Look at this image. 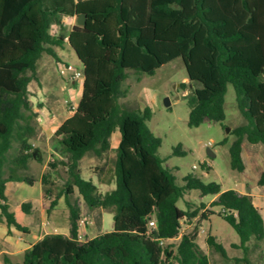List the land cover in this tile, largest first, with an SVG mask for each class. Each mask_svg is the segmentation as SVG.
I'll list each match as a JSON object with an SVG mask.
<instances>
[{
    "label": "trees",
    "instance_id": "16d2710c",
    "mask_svg": "<svg viewBox=\"0 0 264 264\" xmlns=\"http://www.w3.org/2000/svg\"><path fill=\"white\" fill-rule=\"evenodd\" d=\"M86 15V25L64 32L65 17ZM56 28V33L52 29ZM69 46L83 65L81 101L72 117L54 134L66 160L48 163L41 183L51 198L53 173L62 166L68 176L58 197L50 199V213L61 197L76 192L89 208L113 212V230L81 241L80 211L70 207V236L46 235L24 252L22 264H210L197 243L198 234H181L184 221L201 212L209 220L215 212L205 203L181 209L178 202L191 191L213 195L211 203L237 233L244 258L252 264L251 247L264 243V219L254 198L219 183H204L188 174L179 183L158 150L162 139L148 127L151 108H130L120 102L129 93L124 84L134 73L154 76L162 66L182 59L192 94L188 126L222 123L228 84L245 122L230 135L231 168L245 170L242 143L264 147V0H0V223L28 233L11 211L7 184L36 179L19 174L28 170L38 134L39 117L29 86L45 56L58 64L56 48ZM118 135L114 173L116 187L103 195L83 179L80 162L88 154L101 157ZM225 139L221 145L227 144ZM17 149L12 157L11 151ZM173 155L185 156L182 146ZM258 185L264 187V171ZM194 208V209H193ZM21 210L30 214L31 203ZM155 227H150V222ZM179 240L177 244L171 243ZM208 244L223 258L225 247L208 236ZM6 264H11L6 258Z\"/></svg>",
    "mask_w": 264,
    "mask_h": 264
},
{
    "label": "rangeland",
    "instance_id": "374dc122",
    "mask_svg": "<svg viewBox=\"0 0 264 264\" xmlns=\"http://www.w3.org/2000/svg\"><path fill=\"white\" fill-rule=\"evenodd\" d=\"M52 32L56 33V28H53ZM56 51L63 62L76 69H81L76 53L69 46L56 48ZM59 64L52 57L45 55L37 67L39 81L32 82L29 90L35 110L51 104L50 109L56 116L65 114L67 117L75 111L81 101L83 83L75 81L76 85L74 86L71 84L74 81L63 79L58 72ZM137 77L134 73H130L129 79L123 86V88H130L128 96L122 98L120 102L135 109L151 108L153 118L147 124L151 131L162 139L158 154L160 158L166 160L165 165L173 170L179 183H182L184 176L194 174L204 183H219L225 191L241 190L242 187H245V181L249 186L248 191L261 190L256 185L251 172H238L231 168L230 146L236 137L230 134L234 128L245 122L238 109L236 92L232 84H228L225 95V120L222 123L205 121L199 127L190 128L188 126L190 108L184 97L192 94V87H181L182 83L189 82L182 59L162 66L154 76L143 75L140 77V82L137 81ZM59 83L67 85V88H74V94L69 96L68 92H65L61 96L52 90L47 93L43 92V86L49 85L48 87L53 88L55 84ZM47 97L50 99L49 101H47ZM166 99L169 100V106L165 104ZM47 109L46 113L52 115L50 109ZM56 127L54 125L50 128L45 136L51 135ZM53 137L48 144L46 142L39 143V145L35 143V146L41 150L40 160H30L28 170L19 171L21 175L35 178V184L31 186L23 182H12L7 185L6 194L10 209L15 214L17 221L28 229V233L15 229V233L10 234L7 225L0 223V264H6L2 253L4 246L2 247V245L6 246V250L11 251L8 252L13 255L12 263L20 264L24 259V249L34 243L36 238L53 233H65L70 236V204L78 207L81 220L84 221V225L80 229L81 235L85 236L83 240H89L113 230V212L103 208H89L78 192L68 199L64 196L61 197L55 208L56 211L53 210L50 213L47 211L50 207V199L58 197L68 179L65 169L60 166L53 173L55 186L51 187L52 196L50 199L45 197L46 188L41 183V177L48 170V163L66 160V155L63 154L61 147ZM115 139H118L117 135L111 137V149L104 155L96 157L93 154H88L80 163L83 179L92 181L97 186L99 195L116 187L114 160L117 144ZM225 139H228L227 144L221 145ZM247 144L249 146L250 143L247 141ZM179 145L186 152L185 156L173 155L174 149ZM208 149L214 152V158L208 156ZM16 154L17 149L15 148L11 151V155L14 157ZM262 169L264 170L263 167ZM216 198L217 196H201L200 192L191 191L178 202V207L181 209L187 207V202L194 208L205 203L208 210L215 212L209 220H203L201 218L203 212H201L194 220L184 221L181 234L197 232V243L208 256L210 264H245L235 261V259L244 258L243 251L235 247L239 245L240 239L235 230L219 216L221 209L211 206ZM23 203L32 204L30 214L22 212L21 205ZM209 235L214 236L216 241L225 247L229 259L223 258L208 244ZM178 242L179 240H175L171 243L177 244ZM7 243L11 244L7 246ZM248 259L252 264H264V243L257 248L252 246Z\"/></svg>",
    "mask_w": 264,
    "mask_h": 264
},
{
    "label": "crops",
    "instance_id": "0c3cea01",
    "mask_svg": "<svg viewBox=\"0 0 264 264\" xmlns=\"http://www.w3.org/2000/svg\"><path fill=\"white\" fill-rule=\"evenodd\" d=\"M63 22H64V34L66 36H69L71 31L73 30L74 26L77 25V17H74V18H71V17H65L63 19ZM67 29H69L67 31ZM57 52V51H56ZM59 56V55H58ZM60 58V57H59ZM43 59V58H42ZM41 59V60H42ZM40 60V61H41ZM60 62L59 63H65L62 61V59L60 58ZM40 61L38 62V64L40 63ZM80 62V61H79ZM67 64V63H65ZM81 64V63H80ZM38 67V66H37ZM81 70L83 68V65L81 64ZM72 85H76L75 82H72L71 83ZM49 86V85H48ZM48 86H43V92L44 93H47L49 90H52L54 91L55 93H58L59 95L63 96V94L65 92H68V95L69 96H72L75 92L74 88L72 87H69L67 88V85L65 84H61L59 83L58 85L55 84L53 88H50ZM50 99L47 97V101H49ZM78 107V105H77ZM41 108V109H40ZM47 108H51V104L49 105H44L43 107H39L38 109H36V112H38L39 114V117L37 119V122H38V126H39V130L40 133L37 134L36 138H35V143L37 145H39V143H49L50 139L54 136L55 132L60 128V126L67 120L69 119L70 117H72L76 111L73 112V113H70L69 116H65V114H58V116H56L54 114V112L51 111L50 109V112L52 113V115H49L46 113V110H48ZM58 110V109H57ZM43 113V114H41ZM47 114V115H46ZM62 118H64V120H62ZM54 125H56V129L54 130V132L51 134V135H47L45 136V133H48L50 131V128H52ZM41 127V129H40ZM38 130V132H39ZM116 135V134H115ZM114 136V135H113ZM116 137V136H115ZM118 139L116 140L115 139V143L119 144L120 142V138L119 136L117 135ZM247 140L244 139L243 140V143H242V148H243V153H242V157H243V161H244V164H245V170L243 172H251V174L253 175L254 177V181L256 183V185H258V181H259V178L262 174V172L264 171L262 169V167L264 168V154H263V146H261L262 144H249V146H247ZM255 147V148H253ZM39 148V147H38ZM255 149V150H254ZM41 151V150H39ZM104 155V154H103ZM81 163V162H80ZM261 163H262V166H261ZM245 187H242L241 190H235L237 191L238 193L240 194H244V195H250L254 198V204L256 207H258L260 209V212L262 214V217H263V213H264V187H261L258 185V187H260L261 190H255V191H248V183L247 181H245ZM12 183V182H11ZM9 184V183H8ZM7 184V185H8ZM7 190V189H6ZM7 195V194H6ZM46 197V195H45ZM46 205V204H45ZM58 205V204H57ZM56 208V207H55ZM49 209V208H48ZM56 211V209H54ZM48 211V210H47ZM53 211V210H52ZM23 212V211H22ZM17 219V218H16ZM264 219V218H263ZM22 225V224H21ZM18 231V230H17ZM8 232H9V229H8ZM10 234H14L15 233V228H12L10 230ZM81 232V231H80ZM8 234V235H10ZM53 234H63L65 236H69L65 233H53ZM81 234V233H80ZM46 235H52V234H45V235H42L40 236L38 239L36 238V241H34V243L30 244L28 247H26L24 249V252L33 244L37 243L38 241L42 240ZM92 239V238H90ZM8 244H11V243H7L6 245L8 246ZM4 246V247H3ZM2 253L4 254V261L5 259L7 258L11 264H15L14 262L12 263L11 259L13 257V255H11L9 252V250H6V246L5 245H2ZM9 251V252H8ZM11 257V258H10ZM20 264H22V262H20Z\"/></svg>",
    "mask_w": 264,
    "mask_h": 264
},
{
    "label": "built area",
    "instance_id": "2783aa9c",
    "mask_svg": "<svg viewBox=\"0 0 264 264\" xmlns=\"http://www.w3.org/2000/svg\"><path fill=\"white\" fill-rule=\"evenodd\" d=\"M58 72L63 79H68L74 82L76 81V82H82V83L84 81L83 70L76 69L74 66L70 64L60 63L58 67ZM79 225H80V228H82V226L84 225V221L80 220ZM150 227L151 228L155 227V223L153 221L150 222ZM84 237L85 236H82L81 234L79 236L81 241H83Z\"/></svg>",
    "mask_w": 264,
    "mask_h": 264
},
{
    "label": "water",
    "instance_id": "95a60500",
    "mask_svg": "<svg viewBox=\"0 0 264 264\" xmlns=\"http://www.w3.org/2000/svg\"><path fill=\"white\" fill-rule=\"evenodd\" d=\"M77 25L80 26V27H84L86 25V15H80V16L77 17ZM165 104H166V106H169L170 105L168 99H166ZM228 131H230V129H228ZM208 156L210 158H214L215 157V154H214L213 151H211L210 149H208ZM33 158L35 160H37V161L40 160V158H41V152L39 150L34 151L33 152Z\"/></svg>",
    "mask_w": 264,
    "mask_h": 264
}]
</instances>
